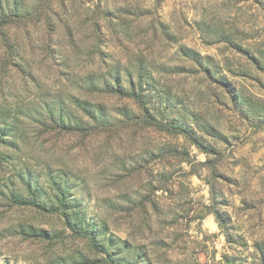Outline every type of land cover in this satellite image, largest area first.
Segmentation results:
<instances>
[{"label":"rangeland","instance_id":"obj_1","mask_svg":"<svg viewBox=\"0 0 264 264\" xmlns=\"http://www.w3.org/2000/svg\"><path fill=\"white\" fill-rule=\"evenodd\" d=\"M0 264H264V0H0Z\"/></svg>","mask_w":264,"mask_h":264}]
</instances>
